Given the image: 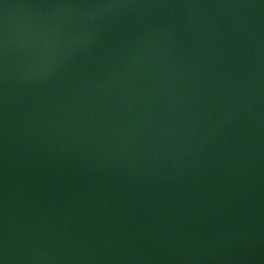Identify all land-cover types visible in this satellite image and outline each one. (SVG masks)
Returning a JSON list of instances; mask_svg holds the SVG:
<instances>
[{"label":"water","instance_id":"obj_1","mask_svg":"<svg viewBox=\"0 0 264 264\" xmlns=\"http://www.w3.org/2000/svg\"><path fill=\"white\" fill-rule=\"evenodd\" d=\"M0 264H264V0H0Z\"/></svg>","mask_w":264,"mask_h":264}]
</instances>
